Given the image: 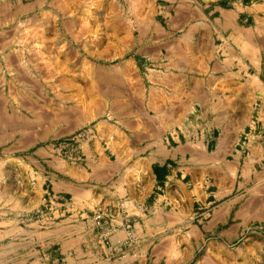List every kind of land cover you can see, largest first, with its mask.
Returning <instances> with one entry per match:
<instances>
[{
    "label": "rangeland",
    "instance_id": "rangeland-1",
    "mask_svg": "<svg viewBox=\"0 0 264 264\" xmlns=\"http://www.w3.org/2000/svg\"><path fill=\"white\" fill-rule=\"evenodd\" d=\"M224 12L232 14L227 27ZM19 27L7 41L10 61H0V237L26 234L32 246L37 218L52 202L74 199L92 211L63 241L65 254L47 264H264L262 229L235 224L241 202L232 198L241 186L230 185V161L206 177L202 188L213 194L195 203L193 219L171 204L93 199L119 182L127 196L130 163L193 119L182 112L192 108L195 87L225 84L210 81L213 74L232 72L238 88L248 75L260 85L251 74L260 51L264 58V0H40L37 20ZM238 31H251L250 41ZM244 114L235 104L230 121L239 130ZM43 189L58 193L37 209ZM99 205L114 208L113 221L98 224ZM64 217L58 212L54 221ZM201 233L217 244L195 241Z\"/></svg>",
    "mask_w": 264,
    "mask_h": 264
},
{
    "label": "crops",
    "instance_id": "crops-1",
    "mask_svg": "<svg viewBox=\"0 0 264 264\" xmlns=\"http://www.w3.org/2000/svg\"><path fill=\"white\" fill-rule=\"evenodd\" d=\"M39 2L40 0H0V61H10L7 51L9 34L16 35L21 31L20 22L31 18L37 20ZM237 35L243 40L248 39L242 32H238ZM257 58L255 61H259V68L253 69L251 75L258 74L259 86H253L255 85L253 79L248 75L249 77L245 79L246 86L238 88L233 84L232 72L228 70H221L222 72L213 74L209 79L225 83L217 89H201V86L197 85L195 93L193 91L194 97L192 99L188 97L192 108L188 112L185 110L182 112L183 116L194 114L193 119L184 127L177 125L171 127L164 139L152 144L147 150V155L130 163L125 174L134 180L129 192L126 191L127 196H121V189L117 187L119 182L114 191L108 193L106 190L93 198L94 201H113L119 204L129 197L134 202L144 205L150 200L151 208L171 204L173 207L178 206L179 210L181 208L186 218L193 219L196 214L195 203L207 201L213 194L202 188L207 183L206 177H211L215 173L219 162L230 161L226 169L232 176L238 177H231L230 185L241 186L240 192L232 198L233 202H241L242 215L235 211V224L247 228L256 226L264 233V80L261 79V75L264 74V61L261 60L264 58L262 59L261 51L260 58ZM13 61H20V57ZM215 61H228L227 64L240 63L239 60L233 61L228 58H218ZM244 62L251 64V61ZM252 64L257 66L255 63ZM251 67L253 66H249V69ZM199 92H202L201 95ZM219 98L223 99L222 103L219 102ZM238 103L245 113L242 130L237 129L230 121L234 106ZM208 114L212 115L211 120L202 121V116ZM228 157L231 158L227 160ZM118 174L119 177H123V173ZM56 193L58 191L47 197L45 189L43 193L39 190L37 209L47 198L57 196ZM89 206V202L74 199L66 203L52 202L51 210L37 218V239H33L32 246H27L29 240L27 241L26 234L13 236L11 239L9 234L7 237L6 235L0 237V264H47V259H51L53 253L65 254L67 247L63 241L73 240L75 227L80 223L79 218L87 211H92ZM232 206L234 207V203ZM58 212L65 217L60 222H55ZM88 221L91 224L90 218ZM59 232H64L65 238L60 237ZM228 235L226 232V237ZM206 238L210 241L214 239L217 244V237L202 233L195 235V241H203ZM55 261L54 258L53 262Z\"/></svg>",
    "mask_w": 264,
    "mask_h": 264
},
{
    "label": "built area",
    "instance_id": "built-area-1",
    "mask_svg": "<svg viewBox=\"0 0 264 264\" xmlns=\"http://www.w3.org/2000/svg\"><path fill=\"white\" fill-rule=\"evenodd\" d=\"M115 210L113 207L99 205L94 209L95 219L99 225H102L106 220L113 221Z\"/></svg>",
    "mask_w": 264,
    "mask_h": 264
},
{
    "label": "bare ground",
    "instance_id": "bare-ground-1",
    "mask_svg": "<svg viewBox=\"0 0 264 264\" xmlns=\"http://www.w3.org/2000/svg\"><path fill=\"white\" fill-rule=\"evenodd\" d=\"M136 7V6H135ZM137 7H138V5H137ZM234 16V15H233ZM223 17L225 18L224 20V22H223V24L224 25H226V27L227 26H230V25H227V24H231V22H232V20H231V17H232V14L230 13V12H224L223 13ZM118 22V21H117ZM116 22V23H117ZM120 22V21H119ZM120 24H121V22H120ZM118 25V24H117ZM113 26V25H112ZM123 26V25H122ZM224 27V26H223ZM234 28H235V26H233ZM240 30H243V29H240ZM239 30V31H240ZM238 31V32H239ZM241 32H244V31H241ZM251 32V31H250ZM249 32V33H250ZM190 33V32H189ZM248 33V34H249ZM252 33V32H251ZM187 34V33H186ZM246 34V33H245ZM247 34V36H245L246 38H248V40L249 39H251L250 37H249V35ZM244 37V36H243ZM188 37H186V39H187ZM188 40V39H187ZM250 41V40H249ZM251 42L253 43V41L251 40ZM250 44V43H249ZM255 44V43H254ZM254 44H253V47H254ZM251 45V44H250ZM255 45H257V44H255ZM256 48V47H255ZM258 48V47H257ZM254 50V49H253ZM256 50V49H255ZM252 51V50H251ZM249 52H250V50H249ZM172 53V52H171ZM198 53V52H197ZM256 53V52H255ZM189 55V54H188ZM252 56V55H251ZM254 56V55H253ZM256 56V55H255ZM259 56V55H258ZM253 58H255V57H253ZM258 59V58H257ZM256 64V63H255ZM99 71V70H98ZM165 75V74H164ZM172 75V74H171ZM229 75V74H228ZM241 75V74H240ZM167 77V76H166ZM171 77V76H170ZM217 77V76H216ZM256 77V76H255ZM253 79V78H252ZM255 80H256V78H255ZM169 81V80H168ZM259 82V81H258ZM96 83V82H95ZM209 83V82H208ZM99 84V83H98ZM172 84V83H171ZM99 85H101V84H99ZM106 86V85H105ZM101 87H102V85H101ZM105 88V87H104ZM174 88V87H173ZM176 88V87H175ZM198 88V87H197ZM197 92V91H196ZM205 92V91H204ZM194 93H195V91H194ZM200 93V92H199ZM202 93V92H201ZM201 93H200V95H201ZM203 95V94H202ZM163 98V97H162ZM205 99V98H204ZM207 101V100H206ZM149 106V105H148ZM170 115V114H169ZM1 123V122H0ZM121 132V131H120ZM5 204V203H4ZM175 248V247H174Z\"/></svg>",
    "mask_w": 264,
    "mask_h": 264
}]
</instances>
